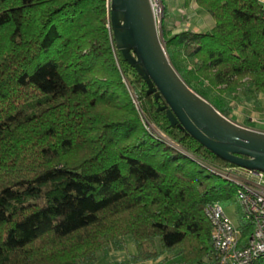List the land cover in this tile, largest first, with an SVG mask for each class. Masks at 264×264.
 Instances as JSON below:
<instances>
[{
    "label": "trees",
    "instance_id": "16d2710c",
    "mask_svg": "<svg viewBox=\"0 0 264 264\" xmlns=\"http://www.w3.org/2000/svg\"><path fill=\"white\" fill-rule=\"evenodd\" d=\"M194 1L213 27L170 34L164 11L166 48L227 114L239 93L264 95V4ZM148 90L117 47L111 0H0V264H99L128 236L133 263L217 264L205 208L237 202L238 186L213 168L237 166ZM238 225L245 246L253 222Z\"/></svg>",
    "mask_w": 264,
    "mask_h": 264
},
{
    "label": "water",
    "instance_id": "95a60500",
    "mask_svg": "<svg viewBox=\"0 0 264 264\" xmlns=\"http://www.w3.org/2000/svg\"><path fill=\"white\" fill-rule=\"evenodd\" d=\"M117 47L163 97L172 126L179 125L201 145L238 167L264 172V132L226 117L183 79L161 37L150 0H111Z\"/></svg>",
    "mask_w": 264,
    "mask_h": 264
},
{
    "label": "built area",
    "instance_id": "2783aa9c",
    "mask_svg": "<svg viewBox=\"0 0 264 264\" xmlns=\"http://www.w3.org/2000/svg\"><path fill=\"white\" fill-rule=\"evenodd\" d=\"M150 2L157 24H162V0ZM213 169L220 176L237 184V201L243 214L254 226L247 245L242 246L239 225L227 214L222 202L213 201L207 204L205 213L211 224L212 248L217 264H256L264 260V172L238 166ZM167 264L187 263L176 261Z\"/></svg>",
    "mask_w": 264,
    "mask_h": 264
},
{
    "label": "rangeland",
    "instance_id": "374dc122",
    "mask_svg": "<svg viewBox=\"0 0 264 264\" xmlns=\"http://www.w3.org/2000/svg\"><path fill=\"white\" fill-rule=\"evenodd\" d=\"M163 11H166L165 26L164 29L170 34H176L182 30H197L208 31L210 30L215 21L212 16L197 6L196 2H192L189 5L186 0H162ZM161 37L163 43L164 31L162 24L160 25ZM229 110L227 114H224L230 120L235 123L251 129H256L264 132V95L260 94L258 97H250L244 93H239L235 98L229 100ZM153 127L159 132L160 135L167 138L176 146L179 145L166 137L156 126ZM227 214L236 222L240 220L243 213L240 203L237 202H222ZM146 248L160 251L161 245L157 242L155 245L146 244ZM137 252L136 246L131 237L125 238V249L122 251H109L104 248L99 252V264H158L155 260L143 261L133 263L130 258ZM165 256H161V260ZM172 256H166L163 260L164 264L172 263ZM259 264H264V260H261Z\"/></svg>",
    "mask_w": 264,
    "mask_h": 264
},
{
    "label": "crops",
    "instance_id": "0c3cea01",
    "mask_svg": "<svg viewBox=\"0 0 264 264\" xmlns=\"http://www.w3.org/2000/svg\"><path fill=\"white\" fill-rule=\"evenodd\" d=\"M263 4H264V0H260ZM194 31H197V30H194ZM260 262V261H259ZM259 262H257L256 264H259Z\"/></svg>",
    "mask_w": 264,
    "mask_h": 264
}]
</instances>
